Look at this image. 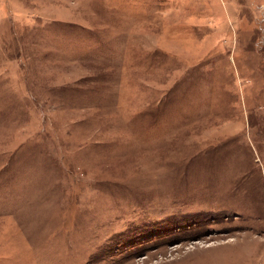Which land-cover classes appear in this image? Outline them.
<instances>
[{
  "label": "rangeland",
  "instance_id": "rangeland-1",
  "mask_svg": "<svg viewBox=\"0 0 264 264\" xmlns=\"http://www.w3.org/2000/svg\"><path fill=\"white\" fill-rule=\"evenodd\" d=\"M0 264H264V0H0Z\"/></svg>",
  "mask_w": 264,
  "mask_h": 264
}]
</instances>
